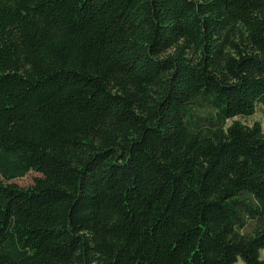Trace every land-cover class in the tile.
Instances as JSON below:
<instances>
[{
    "label": "trees",
    "instance_id": "obj_1",
    "mask_svg": "<svg viewBox=\"0 0 264 264\" xmlns=\"http://www.w3.org/2000/svg\"><path fill=\"white\" fill-rule=\"evenodd\" d=\"M263 248L264 0H0V264Z\"/></svg>",
    "mask_w": 264,
    "mask_h": 264
},
{
    "label": "rangeland",
    "instance_id": "obj_2",
    "mask_svg": "<svg viewBox=\"0 0 264 264\" xmlns=\"http://www.w3.org/2000/svg\"><path fill=\"white\" fill-rule=\"evenodd\" d=\"M263 117V113L261 112V110H257L254 114H252L251 116L248 117H236L237 119L245 122V123H252L255 120H262ZM39 174L34 172V171H30L28 172L26 175L19 177V178H15L13 179L14 182H16L17 184L21 185V186H28L30 184H32L34 178L36 176H38ZM261 256H264V248L261 250Z\"/></svg>",
    "mask_w": 264,
    "mask_h": 264
}]
</instances>
